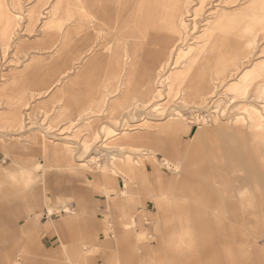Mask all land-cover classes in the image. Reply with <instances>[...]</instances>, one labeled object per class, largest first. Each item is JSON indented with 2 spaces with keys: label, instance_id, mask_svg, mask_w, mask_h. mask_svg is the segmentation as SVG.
Wrapping results in <instances>:
<instances>
[{
  "label": "rangeland",
  "instance_id": "obj_1",
  "mask_svg": "<svg viewBox=\"0 0 264 264\" xmlns=\"http://www.w3.org/2000/svg\"><path fill=\"white\" fill-rule=\"evenodd\" d=\"M55 1L49 0L47 4L40 6V0H19L18 5L16 0H2L4 5L7 3L9 14L17 18L20 24L16 27L15 36L11 38L5 56L0 47V89L16 81H23L22 73L26 69L31 76L29 79L33 80H28V104L27 109L23 110V118L27 123L25 130H8L0 124V171L21 169L33 162L40 163L44 168L38 172V181L28 184L23 181L16 183L9 177L0 178V264H8L16 256L23 264H93L92 260L74 257L76 261L73 262L66 258L68 254L73 255L72 252L82 242L84 222H91L95 214H98V220L103 221V211L106 209L104 203L107 199L104 194L93 191L92 181L96 177L101 178L106 171L114 176L120 189L128 190L129 179L124 172L128 158L138 160L149 156L148 152L139 150L145 148L142 138L146 137L137 138L133 147L129 146L122 138L123 129L127 128L126 135L142 131L157 132L159 124L169 122L168 118L172 114L177 111L183 114L181 122L185 125L184 129L192 128V132L187 133L181 129L174 138L177 143L181 142L180 146H184V150L175 154L174 150L156 144L158 137L166 139L167 135L163 136L165 133L155 136L150 144L156 149L155 164L160 167L164 176V191L172 199L180 172H176L174 166L166 162H181V169L189 167L193 173L202 175L203 179L223 181L226 177L222 175L224 171L219 168L218 163L226 153V147L221 146L220 132H211V129L231 127L238 123L237 120H241L245 126L254 121H260L264 126V0H172L173 4L177 3L176 8H180L181 31L177 36L179 44L177 48H173L170 60L157 74L152 101L149 104H136L133 109L128 110L127 115L111 114L109 107L124 91L128 68L132 67L133 60L129 55L132 48L128 39L124 48V65L127 70L114 72L108 71L109 65H96L93 71H88L92 77V89L96 92L99 89L104 93V100L96 108L81 111L78 115H59L65 111L63 103L67 98L63 100V96H68V91L72 90L71 81L86 69L84 64L95 53L101 54L106 51L107 46H113L109 39L111 36L105 34L106 29L97 28L98 44L83 54L74 56L68 66L69 70L54 71L55 62L60 59L57 56L58 49L56 45L46 47L41 43L45 40L48 30L45 23ZM156 1L158 2L153 0ZM36 6L40 9L37 18L28 13ZM69 22L70 20L67 24ZM213 22H216V40L205 42L202 34ZM68 40H71V34L68 35ZM210 43L222 49L232 47V51L227 49L218 53L223 59L221 65H218L219 69L202 71L212 84L210 93L216 91V94L203 95L201 102L196 104H189L191 102L181 92L171 97L168 90L169 73L181 68L198 46ZM145 44L146 41L142 47L148 48ZM150 47L152 53H155L158 43L154 42ZM143 72L142 78L146 80L148 69H143ZM249 73L244 83L238 84L234 90L232 86ZM37 81H41V85ZM0 95L3 96V93ZM247 107L250 112L263 111V115H257L259 119L255 120L252 115L243 119L244 109ZM7 112L6 97H0V123L1 117L4 118ZM169 127L167 124L168 130L175 126ZM187 147L191 150L188 151ZM65 155H70L74 160L75 169L70 170L66 163L54 158H63ZM148 163L149 172L152 173L155 164ZM81 164L84 165L83 168ZM42 182L47 189L42 188L39 206L32 212L25 202L38 197L35 189L41 187ZM137 196L131 191L122 196L116 192L111 195L118 198L119 202L107 217L122 234L119 232L120 237L114 242V252L107 255L108 264H198L190 254L169 262L165 240H162L161 245L157 241L158 236L164 235V230L158 222L159 212L154 199L146 201ZM169 198L162 202V211L171 206ZM234 202V208L231 206L232 210L225 215V224L231 218L235 231L232 264H264V213L260 210V200H253V208L249 205L250 201L244 198ZM12 205L16 209L10 210ZM49 207L52 208L49 211L52 213L48 212ZM65 207L69 212L63 211ZM145 207L150 217L145 220L144 225L154 234L153 244L156 245L153 256L140 255L133 240L135 236L125 225L132 217L137 219L136 215ZM72 216L74 218L69 220ZM29 217H38L39 224H48L50 227L42 238V247L30 248L20 237L23 234L21 227ZM13 224L20 235L13 232ZM227 227L230 228L228 223ZM61 235L66 236L68 253L60 248Z\"/></svg>",
  "mask_w": 264,
  "mask_h": 264
},
{
  "label": "crops",
  "instance_id": "obj_2",
  "mask_svg": "<svg viewBox=\"0 0 264 264\" xmlns=\"http://www.w3.org/2000/svg\"><path fill=\"white\" fill-rule=\"evenodd\" d=\"M73 1L79 4L81 9L65 20L61 28L48 27L47 22L51 12L45 23L48 30H46L45 40L41 44L46 47H54L56 45L55 47L58 49L57 56L59 55L60 58L56 60L54 70H69L70 67L68 66H70L74 56L81 55L90 47L97 45L95 31L97 28L106 29L107 32L105 34L111 36V38H108L111 39L113 47L107 46L106 51H103L101 54L95 53L87 61V64H84L86 69L80 72L76 79L74 78L71 81L72 90L68 91L67 97L63 96V100L67 98L63 104L68 105L63 115H77L83 105H92L93 108H96L104 100V93H101L99 89L97 92L92 89V77L88 71H93L96 65H109L108 71L127 70L124 65V48L127 39L131 41L130 48L132 49L129 55L132 56L133 60L132 67L128 68V71L132 70V72L137 73L141 85L145 86L146 83H149L151 86L152 82L155 85L157 74H159L162 66L170 60L171 52L173 48H177L179 39L175 35L157 32L156 30L149 31L144 37L136 36L135 31L140 26V21L135 15L141 6L150 8L155 7L158 3H164L167 6L169 0H158V2H153V0ZM16 2L18 5L19 0H16ZM48 2L49 0H40L39 4L41 6ZM57 3L58 0L55 1L51 11ZM34 10L31 16L37 18L40 12L39 6H36ZM90 15L93 17V22ZM69 20L70 22L67 24ZM77 27L80 28L79 32L75 31ZM69 34L74 35L71 40H68ZM203 40L205 41L204 38ZM211 40H216V38L213 37ZM144 41H146L145 45L149 46L148 48L142 47ZM65 42H68L66 46H64ZM154 42L158 43V49L155 53H152L153 51L150 46ZM116 45L119 48L118 54L116 53L115 55L118 56L117 59L119 60L114 61L112 49ZM227 49L232 51L231 46H226L222 49L211 43L209 45L203 44L196 62L190 65L183 73L182 93L185 98L189 100L197 99L210 92L212 84L207 75L202 71L209 68L219 69L218 65H221L223 59L218 53H223ZM116 66L117 69H114ZM184 68L182 66L180 71H184ZM143 69H148L146 80L142 78ZM249 75L250 73L245 75L233 88L238 87L237 85L240 83L243 84ZM29 86L27 85L26 87V97ZM125 90L126 87L122 94L115 98L114 103H116L115 101L119 97L126 96L124 94ZM154 93L155 91L152 95L149 94V97L154 96ZM131 94L132 92L130 93L129 90V95ZM167 124L166 121L160 123L157 132L149 133L142 131L136 132L133 135L125 134L122 136L125 143L129 144V146H132L134 140L137 138L146 137L145 139L142 138L145 142V148L139 150L148 152L149 156L138 160L128 158L124 171L127 174V179H129L130 188L128 190L120 189L114 176L106 171L101 175V178L96 177L92 181L93 191L104 194L107 199L104 203L106 209L103 211V221L98 220L99 216L95 214L91 222L88 220L84 222L83 240L75 248V251L72 252L73 255H67L66 258L68 260L74 262L76 261L75 258H78L79 260H92L93 264H108L107 255L114 252V242L119 239V234L121 233L112 224L114 222L107 217V215H111V209L119 202L118 198L111 197V195L116 192L119 196H122L131 191L137 194V197L144 198L146 201L154 199L159 212L158 222L164 230V235L162 237L156 236L158 238L156 239L159 245H161L163 239L165 240V247H167L166 256H168L169 262L175 259L177 261L180 257L183 258L187 254H190L194 256L198 264H232L235 231L231 224V218L230 222H227L230 228L227 227V223L225 224V215L228 214L230 209L232 210L231 206L235 204L234 201L236 199L243 198L250 201L249 205L251 208H253V200L258 198L260 200V210L264 213V126L236 127L233 125L231 127L224 126L222 128L211 129V132H220L221 146L223 148L226 147V153H224L221 162L218 163L219 168L224 171L222 175L226 177L223 181L203 179L202 175L193 173L189 167L181 169V162L165 161L166 164L173 165L176 172H180V176L176 178L177 185L171 199L169 198V194L164 191V176L161 169L155 164L157 160L156 149L150 145L154 141L152 139L155 136H162L160 134L165 133L163 136L167 135L166 139L158 137V140L155 142L156 144L169 150H174L175 154L185 149L184 146H180L181 142L177 143V140L174 138L175 134L181 129L183 130V128L172 127V130H168ZM184 130L187 133L192 132V128ZM197 132L199 133L200 131ZM187 149L188 151L191 150L190 147H187ZM54 158L59 161L62 160L70 170L75 169L74 160H72L70 155H65L63 158L55 156ZM148 162L155 164L152 173L149 172L150 167ZM81 166L82 168L84 167L82 164ZM41 168L43 169L44 166L38 162H33L31 165H26L21 169H14L9 172L0 171V178L9 177L14 179L16 183L23 181L25 184H28L37 180L38 172ZM42 185L35 189L38 197L25 202L31 211L39 206V199L43 194V189H47L43 182ZM168 198L172 201L171 206L168 210L162 211L161 209L164 208L162 202ZM11 209H16V206L12 205ZM49 209L52 210L49 207L48 212L50 211ZM63 211L69 212V209L65 207ZM136 216L137 219L136 217H132L125 225L129 227V232L135 236L133 240H135L137 249L140 250V255L151 256L152 254L153 256L156 249V245L153 244L154 234L144 225L145 220L150 217V214L145 207ZM73 218L72 216L69 220ZM5 221H8V219H5ZM49 228L48 224H39L38 217H29L21 227L23 234H19L16 226L13 232L20 235L30 248L31 246L35 248L44 246L42 238L49 231ZM102 234L104 238H102ZM59 239L61 250L68 253V246L65 242L66 236L63 237L61 235ZM55 248L57 249V247ZM8 264L23 263L16 256L10 259ZM180 264L183 263L181 262Z\"/></svg>",
  "mask_w": 264,
  "mask_h": 264
},
{
  "label": "bare ground",
  "instance_id": "obj_3",
  "mask_svg": "<svg viewBox=\"0 0 264 264\" xmlns=\"http://www.w3.org/2000/svg\"><path fill=\"white\" fill-rule=\"evenodd\" d=\"M176 4H177L176 2L173 4L172 0H169V4L167 6L164 3L163 4L158 3L155 7H150V8L147 6H141L138 10V13L135 15V17H138V20L140 21V26H138L136 28L135 35L140 36V37H144L145 35H147L149 33V31L156 30L157 32H165V33H169V34L178 36L180 31H181V27H180V23H179V21H180V18H179L180 8H176ZM6 5H7V3H6ZM6 5H4L2 3V0H0V47L3 50V54H4L3 56H5L7 54L8 47L10 46L11 38L13 36H15L14 33L16 30V27L19 26V24H20L17 21V18H13L9 14ZM262 8H264V3L262 5ZM80 9H81L80 5L77 4L76 2H74L73 0H58V3L54 6L53 10L51 11V15H50L49 20L47 22L48 27H50V28H61L63 22L65 20H67L68 18H70L75 12L79 11ZM33 11H35L34 8L31 9L28 13L31 14V13H33ZM92 22H93V17H92ZM79 29L80 28L77 27L75 31L79 32ZM215 29H216V22H213L208 28H206L204 30L202 36L205 39V42L211 40L214 37ZM75 34L77 35V33H75ZM73 37H74V35L72 34L71 39ZM11 46H12V43H11ZM118 48H119V46L116 45V47L112 49V52L114 53V55H113L114 61L119 60V59H117L118 56L115 55L118 51ZM201 49H202V47L198 46L193 53L191 52L192 56L183 65V67H185L184 71H180V68H179L176 71H172L167 76L168 84L170 85V86L168 85L169 86L168 90H169V95L171 97L175 96L178 92H181V93L183 92L182 91V85H183V79H184L183 73L190 67V65H192L193 63L196 62V60L199 57V53H200ZM53 70H54V68H53ZM23 75H24L23 81H16L14 84L4 86L0 89V93H3V96L0 95V97H6V105L8 106V112L6 114H4V116H3L4 118L1 117V123L0 124L5 126V128H7L8 130H21L23 128L25 130V127L27 124L25 122V119L23 118V110L27 109L28 103H27V97H26V87L28 85V80H30L29 78L31 76L28 75V69L23 71L22 76ZM27 76H29V77L26 78ZM46 77H49L48 74H46ZM110 80H112V79H110ZM40 82L41 81H37V83H40ZM232 88H233V86H232ZM233 89L235 90L236 88H233ZM129 90H130V93L132 92L131 95H129ZM154 91H155V85H153V82H152L151 86L149 85V83H146L145 86L141 85L139 83L137 73H134V72H132V70H130L128 72V76H127V80H126V90L124 92V94L126 95L125 96L126 98L125 97H119L115 101L116 103L112 102L110 105V108H109V112L111 114L118 113L119 115H127L128 110L133 109L136 106V104H139V103L149 104V102H151L153 97H154V96L149 97V94L152 95V93ZM207 94H205V95H207ZM213 94H216V91H213L212 93H210L208 95H213ZM202 97H203V95L197 99H192V100H189L185 97L184 98L187 99V101L191 102L189 104H196V103L201 102ZM261 98H263V97H261ZM67 106L68 105L65 104L63 107L65 109V111L67 110ZM248 107H251V105ZM248 107L246 109H244L245 115L242 116L243 119H246L247 115H252V119L255 120V119H259L257 115H263L262 114L263 111H261V113H259L257 111L250 112ZM252 107H254V106H252ZM90 108H93L92 105H83L79 109L77 115L81 111H85V110H88ZM65 111H63V113ZM63 113H60L59 115H63ZM128 114H130V113H128ZM182 117H183V114L181 112L177 111L174 114H172V116H170L168 118L169 122L168 121H166V122L169 124L170 127L175 126V127H179V128L184 129L185 125L183 122H181V121H183ZM237 121H238V123L235 124L236 127H245L244 123L240 122L241 120H237ZM262 122H263V120H262ZM214 124H217V123H214ZM249 126L263 127L261 125L260 121H258V122L254 121ZM122 134L123 135L127 134V128L123 129ZM49 210H51V209H49Z\"/></svg>",
  "mask_w": 264,
  "mask_h": 264
}]
</instances>
